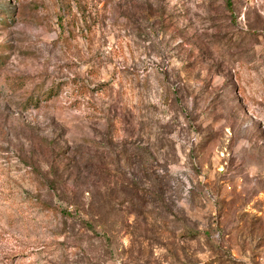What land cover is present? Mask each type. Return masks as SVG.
Wrapping results in <instances>:
<instances>
[{
  "label": "rangeland",
  "instance_id": "rangeland-1",
  "mask_svg": "<svg viewBox=\"0 0 264 264\" xmlns=\"http://www.w3.org/2000/svg\"><path fill=\"white\" fill-rule=\"evenodd\" d=\"M0 264H264V0H0Z\"/></svg>",
  "mask_w": 264,
  "mask_h": 264
}]
</instances>
